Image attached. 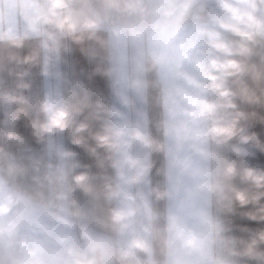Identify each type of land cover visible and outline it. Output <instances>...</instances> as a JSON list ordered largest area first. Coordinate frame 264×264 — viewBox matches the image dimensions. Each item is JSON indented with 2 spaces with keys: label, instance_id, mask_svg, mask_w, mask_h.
<instances>
[{
  "label": "clouds",
  "instance_id": "clouds-1",
  "mask_svg": "<svg viewBox=\"0 0 264 264\" xmlns=\"http://www.w3.org/2000/svg\"><path fill=\"white\" fill-rule=\"evenodd\" d=\"M0 264H264V0H0Z\"/></svg>",
  "mask_w": 264,
  "mask_h": 264
}]
</instances>
